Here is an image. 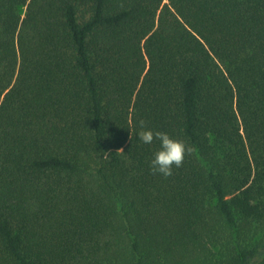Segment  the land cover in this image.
<instances>
[{"label": "trees", "instance_id": "obj_1", "mask_svg": "<svg viewBox=\"0 0 264 264\" xmlns=\"http://www.w3.org/2000/svg\"><path fill=\"white\" fill-rule=\"evenodd\" d=\"M0 264H264V0H0Z\"/></svg>", "mask_w": 264, "mask_h": 264}, {"label": "clouds", "instance_id": "obj_2", "mask_svg": "<svg viewBox=\"0 0 264 264\" xmlns=\"http://www.w3.org/2000/svg\"><path fill=\"white\" fill-rule=\"evenodd\" d=\"M131 135L145 145L156 143L148 166L150 171L164 177L172 175L174 168L180 167L188 150L182 140L174 138L166 131L145 127L143 121H139V127L133 132H129L130 137Z\"/></svg>", "mask_w": 264, "mask_h": 264}]
</instances>
